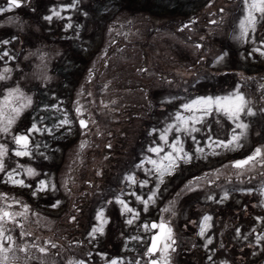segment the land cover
Instances as JSON below:
<instances>
[{"label":"rangeland","instance_id":"1","mask_svg":"<svg viewBox=\"0 0 264 264\" xmlns=\"http://www.w3.org/2000/svg\"><path fill=\"white\" fill-rule=\"evenodd\" d=\"M72 2L21 0L0 12V101L17 88L31 99L9 132H0V207L24 213L6 227L31 256L17 250L18 264H150L159 259L146 255L159 230L151 225L161 219L175 240L170 264H264V240L256 241L264 235V166H231L257 147L264 151V55L253 51L264 50V21L244 42L235 38L243 0H79L66 7ZM52 10L60 16L46 20ZM237 88L256 113L241 117L249 125L241 147L209 146V137L227 140L234 128L215 112L189 124L199 131L173 128L167 142L160 139L177 112L193 115L184 104ZM33 124L40 131L29 134ZM20 134L29 135V156L15 155ZM176 140L191 159L177 160L161 183L149 161H160ZM157 146L159 154L149 150ZM13 170L27 186L9 180ZM42 180L47 187L38 190ZM204 216L211 219L200 235ZM100 226L103 233H93Z\"/></svg>","mask_w":264,"mask_h":264},{"label":"snow or ice","instance_id":"2","mask_svg":"<svg viewBox=\"0 0 264 264\" xmlns=\"http://www.w3.org/2000/svg\"><path fill=\"white\" fill-rule=\"evenodd\" d=\"M79 0H73V2L66 7L74 8L76 7ZM245 5V16L239 23V34L235 37L238 40L247 42L249 39V33H255L256 25L260 21H264V0H243ZM21 0H8L7 8H0V12H5L11 10L12 8L20 7ZM52 16H60V12L56 10H52V15L45 17L46 20L51 21ZM215 23V21H213ZM72 25L66 24L65 28H71ZM4 43H8V41H4ZM264 44V42H262ZM197 48L200 45H196ZM253 51L260 52L261 55H264V50L262 48H254ZM7 55V53H4ZM226 55V53L224 54ZM224 55L218 57V60H223ZM5 71H10L9 69H5ZM6 79V76L0 74V80ZM27 100V103H17L19 101ZM31 104L30 98H25L24 94L17 88L11 89L8 91V95L4 97L3 101H0V132L7 133L11 126L15 123L16 118L20 115L23 108L27 107ZM183 108L186 111L193 112L191 116H184L180 112H177L175 115L176 124L169 125L168 128L165 129L164 133L160 136V139L167 142V132L171 131L173 128L176 132L185 131V132H194L199 131V129L195 127H189V124L202 123L205 116L211 115L213 112L222 114L227 117L228 120L232 121L234 124V128L232 129V135L227 140H212L209 137L211 147L215 145V147L224 148L228 150H234L235 148H239L242 145L240 144L241 139L246 135L247 129L249 125L241 119L242 116H254L256 113L253 111L251 107H249V101L245 98L244 94L239 91L237 88L232 93L224 96H202L193 100L191 103H186L183 105ZM78 114L80 113V108L76 109ZM264 111V109H262ZM199 112L200 115H196L195 113ZM71 121L65 119L61 121V124H70ZM81 128H85L87 126V122L83 119L79 121ZM50 131V129H47ZM239 130V131H237ZM33 131H40L36 127L35 124L32 125L30 129H28V133L30 134ZM195 140V137H193ZM15 144L18 146V150L15 151L16 156H29L31 155V150L29 148V135H16L13 137ZM180 142L178 140L174 141L170 147L172 149L171 152L165 153L163 157H161L160 161L150 160L149 162L153 164L155 170L159 173L160 182H163V177L166 174H171L175 167H177V160H190L191 156L188 153L183 152V148L177 147ZM83 147V145H81ZM110 147V145H109ZM151 152L159 154L163 151V148L160 146L149 149ZM198 152H202V148L197 149ZM6 149L4 145H0V172L4 171V162L3 156L5 155ZM214 154H216L214 152ZM167 161V164L163 162ZM256 164H260L264 166V151H262L261 147H257L254 149L253 153L242 160H237L232 163V167L236 169H245L246 167H254ZM18 167H23L18 165ZM25 172L28 176H32L36 174L32 168H26ZM15 170L9 172L8 178L12 183L18 184L21 186H27L24 184V181L14 179ZM130 180H134L133 177H129ZM147 181L142 182V184H146ZM47 187L45 181H40L38 184V190H44ZM54 187V186H53ZM190 187V186H189ZM35 194V193H34ZM155 196V192L152 196L148 197V201H152ZM140 199V197H137ZM148 201H144L145 207H147ZM123 206V210H126L129 213H133L134 216L138 215L135 213V210L128 207V205L122 201L118 200ZM55 206V205H53ZM11 205H7L4 207H0V264H18L19 257L16 255V251L18 250L21 253H25L29 259V246L21 245L17 246L13 239V236L9 233V229L6 227V224L9 222L15 223L16 217L23 215L24 213L12 212L9 209ZM25 210H27V206H25ZM169 209H164V211H168ZM103 217V212L101 211L97 215V219L100 220ZM211 219L210 216L203 217V224L200 228V235L204 234L205 229L209 226L208 221ZM106 223V221H104ZM128 224L132 223V220L129 219L127 221ZM23 227V225H20ZM145 229H148V225L143 226ZM159 229V232L154 234L151 237V243L147 249L146 255L155 256L159 253V259H152L150 264H170V250L175 251L173 245L175 244V240L172 235L171 227L167 226L166 222L161 219V221L157 223H152L151 229ZM93 233L101 232L103 233V227H95L93 228ZM21 235H31L28 232H22ZM264 240V235L256 236V241L259 243ZM211 243V240L208 241ZM32 248H36L40 253H46L47 248L40 247L36 244L31 245ZM52 247H55L53 244ZM211 259V257H209ZM27 264V261H25ZM71 264V262H70ZM75 264H84V261H77ZM110 264H118L116 259L110 261ZM135 264H139V261H136Z\"/></svg>","mask_w":264,"mask_h":264},{"label":"water","instance_id":"3","mask_svg":"<svg viewBox=\"0 0 264 264\" xmlns=\"http://www.w3.org/2000/svg\"><path fill=\"white\" fill-rule=\"evenodd\" d=\"M158 232H159V230H158L157 232H155V234L158 233ZM150 243H151V242H150Z\"/></svg>","mask_w":264,"mask_h":264}]
</instances>
